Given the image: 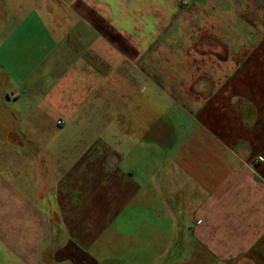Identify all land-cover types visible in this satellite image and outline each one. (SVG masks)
Returning <instances> with one entry per match:
<instances>
[{"label": "crops", "instance_id": "0c3cea01", "mask_svg": "<svg viewBox=\"0 0 264 264\" xmlns=\"http://www.w3.org/2000/svg\"><path fill=\"white\" fill-rule=\"evenodd\" d=\"M235 1L250 22L217 18V35L198 36L178 35L188 25L163 9L175 0L126 1L114 22L98 18V0H70L76 21L46 84L33 75L45 55L22 43L34 21L14 23L0 40L6 95L27 99L0 147L10 170L0 173V238L16 242L12 257L264 264V0ZM37 126L53 130L57 149Z\"/></svg>", "mask_w": 264, "mask_h": 264}, {"label": "rangeland", "instance_id": "374dc122", "mask_svg": "<svg viewBox=\"0 0 264 264\" xmlns=\"http://www.w3.org/2000/svg\"><path fill=\"white\" fill-rule=\"evenodd\" d=\"M126 1L127 3L129 1V3L134 6L135 3L145 4L148 0H98V18H107L109 21L112 20L114 22L119 18V9L121 5L125 6ZM208 1H210L209 3L212 2L214 5H209L206 0H175V2H171V4L163 3V9L167 11L168 6L173 9H178L177 12L173 11V18L178 16V18L180 17L181 19L180 22L182 25H188V28L181 29L178 35H217L219 29L218 19L226 21L224 27H227L230 22L233 24V26L235 23V25L244 24L238 22L241 18V15L247 17L246 21L250 22V13L245 11L238 12L240 5L235 0H222L221 2H214L212 0ZM69 6L70 0H0L1 41H3L7 36L10 37L12 35V31L16 30L14 23H20L26 19L34 21V27L30 31V38L22 43L26 45L29 51L36 53L42 51L43 55H45L35 67L33 72L34 76L38 75L39 72L47 74L45 78V84L52 80V77L55 74H58L57 69H59V60L55 56V54H57L56 48H58V40L61 39V35H64V33L69 30L68 27L73 26L74 21H76V19L73 17L74 14L70 13L68 10L70 9ZM125 8H127V6ZM223 12H225L226 16L223 14ZM130 14L132 15L133 13L130 12ZM257 16L262 17L264 14L261 12L260 14H257ZM214 17H216L214 22H210L213 21ZM225 17H227V19ZM61 21H64L62 25L59 24ZM41 23L44 26H47V28H41ZM233 28H235V26ZM233 28L231 27L230 29L233 30ZM230 29L227 30L228 33H232ZM222 30L223 28H221V32ZM47 37L50 38V41L48 42H46ZM48 55L49 60H47ZM196 61L197 60H195V62ZM196 66L197 64H195V67ZM36 79H38V77H36ZM10 83V86L16 85L13 81ZM42 83L43 81L40 84ZM8 86V77L0 72V147L6 143L10 144L11 141H8V138L14 130H20L21 117L25 118V109L23 112H21V108H24L23 106L27 102V99L23 98L18 104H16L18 101L13 99V94H11L10 91L9 95H6L8 91L5 90L8 88ZM8 96L11 98L8 99ZM25 96H27L26 93L24 94V97ZM136 96L135 100H139V96ZM162 96L164 98L162 101L163 107L161 108L163 118H166L168 123L174 124V126L177 128V123L174 120V110L168 109L170 108L168 107L170 103L163 92ZM131 98L133 99V97ZM31 115H33L32 118L34 117L35 119L37 118L38 121L40 120L39 111H33V114ZM200 124L201 123L199 122L196 127H200ZM52 131L53 130L46 129L41 126H37L35 130V132H38L42 137L43 135L49 136L47 140V146H49L51 149H57L59 139L56 138L54 134L50 133ZM8 153V151L4 150H2V153H0V173L7 177L10 176V170H8ZM43 205L44 203L42 206ZM1 234L5 236L8 235V233L5 234V231H2ZM14 243L16 242L12 241L8 237L6 239L0 238V264H26L27 255L25 251L19 253L20 256L18 257H23L20 258V260H22L20 263L17 260L18 257H12V252L10 251L11 246L9 247L8 245H13Z\"/></svg>", "mask_w": 264, "mask_h": 264}, {"label": "built area", "instance_id": "2783aa9c", "mask_svg": "<svg viewBox=\"0 0 264 264\" xmlns=\"http://www.w3.org/2000/svg\"><path fill=\"white\" fill-rule=\"evenodd\" d=\"M58 123H59V124H62V121H59ZM261 160H263V158H261Z\"/></svg>", "mask_w": 264, "mask_h": 264}]
</instances>
